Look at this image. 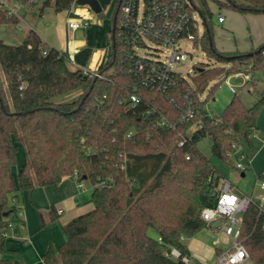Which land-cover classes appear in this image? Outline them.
Masks as SVG:
<instances>
[{
  "label": "trees",
  "instance_id": "trees-1",
  "mask_svg": "<svg viewBox=\"0 0 264 264\" xmlns=\"http://www.w3.org/2000/svg\"><path fill=\"white\" fill-rule=\"evenodd\" d=\"M119 1L113 13L112 55L102 77H85L35 30L17 45L0 38V264H21L10 258L14 251L3 235L17 211L14 200L34 187L59 185L76 172L79 181L91 183L94 207L63 224L66 240L59 250L49 246L44 264H187L183 257L191 253L182 238L208 226L201 213L216 204L221 179L198 142L210 137L213 154L235 168L238 150L252 145L264 92L251 107L235 93L218 117L210 116L207 104L228 75L245 71L254 78L264 71V42L249 51L218 50L210 2L220 9L264 13V0H191V11L204 26L196 44L218 64L198 63L193 85L187 79L180 83L179 90L191 87L196 106L195 117L186 123L179 121L178 101L144 86L126 64L115 28ZM75 3L43 0L41 8L62 12ZM17 22L18 15L0 6V24ZM76 91V99L58 100ZM133 93L140 97L135 107L130 106ZM162 117L176 128L159 124ZM20 143L27 158L16 176ZM262 171L258 175L264 179ZM39 216L45 225L41 211ZM50 218H59L53 207ZM263 224L264 211L259 203L251 204L243 214L241 237L253 264H264ZM173 248L180 257L171 255Z\"/></svg>",
  "mask_w": 264,
  "mask_h": 264
},
{
  "label": "built area",
  "instance_id": "built-area-1",
  "mask_svg": "<svg viewBox=\"0 0 264 264\" xmlns=\"http://www.w3.org/2000/svg\"><path fill=\"white\" fill-rule=\"evenodd\" d=\"M35 2L43 0H34ZM20 2L12 0H0V6L8 9L17 15ZM191 0H120L117 8L116 30L123 47L124 60L131 70L139 77L140 82L147 87L153 88L168 96L173 102L178 101L181 111L179 121L190 122L196 114V106L192 96V89L187 86L184 90H179L182 80L187 79L193 85L191 72L183 74L175 65L186 63L192 58V54L183 49L182 41H193L201 36L199 25L201 17L197 12H192ZM218 20L223 22L225 17L218 13ZM88 18L73 19L69 22V27L76 30L83 26H88ZM192 26L197 28V32L192 30ZM152 43L154 46L150 45ZM197 45V44H196ZM165 54V58L163 57ZM84 74L102 77L101 72H88ZM237 77L242 81V86L252 80L251 73L239 71L228 75L226 79ZM230 90L238 92L237 86L230 84ZM140 102L138 94L130 96V106L135 107ZM147 113H151L148 110ZM159 124L176 128V124L171 123L166 117H162ZM184 143V138L179 145ZM246 162H236V168L242 172L250 168V156L244 151L241 155ZM264 176V171H262ZM74 176L77 179L78 187L86 188L84 181L78 180V173ZM260 188L264 191V179L257 174ZM217 202L214 206L205 207L201 217L208 226L216 232L224 231L226 235L234 237V242L228 247H221V239L215 240L217 257L213 263L203 264H249L252 262L250 253L242 241L243 214L253 203H259L261 211H264V195L255 196L237 192L229 179L222 177L217 187ZM259 199L260 201H258ZM262 202V203H260ZM62 210H60L61 212ZM220 220L221 224L213 227L214 221ZM12 221L5 228L3 235L8 236L7 229L12 226ZM264 228V224H263ZM184 239V238H182ZM173 257H180V251L173 248ZM183 260L191 264L189 256H184Z\"/></svg>",
  "mask_w": 264,
  "mask_h": 264
},
{
  "label": "rangeland",
  "instance_id": "rangeland-1",
  "mask_svg": "<svg viewBox=\"0 0 264 264\" xmlns=\"http://www.w3.org/2000/svg\"><path fill=\"white\" fill-rule=\"evenodd\" d=\"M194 1L197 2V0ZM220 1L222 2V4H227L229 1L232 0H220ZM234 1L240 3L242 0H234ZM102 3L104 9L103 15L94 12L88 5L85 6L90 8L91 12L95 17L94 20L92 21L94 31H92L91 33L93 34L91 43L92 45H98L97 41L99 40L101 41V44L103 43L104 45H107L105 47L104 54L106 55V61L108 62L111 58V52H112V37L110 30L113 27V25L110 22V20H112L111 17L116 8L117 0H110V2L104 1ZM78 6H83V5L78 4ZM210 6L214 12L212 18L213 37H214V42L218 47V50L222 49L220 51L228 52L226 50H231V48H235L234 44L237 39L235 38L234 33L231 30H229L228 27H232L233 30L236 32V34L239 35V38L238 37L237 38L241 40L242 39L249 40L250 34L253 37L262 35L261 29L264 26V21H263L264 19L252 20L251 18L254 17H251L252 16L251 14L236 11L231 7H225V8L222 7L223 12L226 14V17H228V21L225 23H221L219 22L217 16L220 7L219 3L211 1ZM60 16H63L65 18L67 17L66 13H61ZM10 26L13 27L12 25H6V26L3 25L0 27V38H2L8 44L17 45L22 43L23 42L22 40L18 41L9 38V35H7V33L9 32L8 30ZM203 31H204V26L201 18L199 25L200 34H202ZM16 34L21 36L22 32L20 33L19 31L16 32ZM150 45L154 46L152 43H150ZM181 46L183 47V49L189 51L192 54V58L189 59L186 63H178L175 65V67L185 75L189 76L188 72H191L190 75H194L198 63H205L206 65L209 66L218 64V62L214 58L208 56V54L203 49L201 44L196 45L194 44L193 41L187 40V41H182ZM163 57L164 58L166 57L165 54H163ZM111 70H113V68H111L110 71ZM253 81H254L253 83H250L241 89L243 83L239 78L231 77L230 79L224 80L219 86L215 95L212 98H210L207 104V109L210 116L211 117L220 116L223 113L226 105L232 99L235 93L230 90V84L237 86L238 93L241 95L247 106L251 107L254 103H256L259 99L260 93L264 92V71L258 72L257 75L253 78ZM79 94L80 91L68 93L60 97L58 100L71 101L76 99L79 96ZM206 94L207 91L204 92V96H206ZM260 118H261V123L259 125L258 131H259V135H261V138L264 140V108L261 111ZM211 144H212V139L210 137H205L198 142V147L210 159L212 165L217 170V174L220 175L221 178L225 177L229 179V181L233 184L237 192H241L247 195L254 194L255 196L264 195V191L260 188L257 179V173L261 172L262 169L264 168V143L262 142V140L253 137L252 146L248 144H244L237 152L238 157L236 158L237 159L236 162L237 161H241L243 163L246 162V159L240 156L244 151L251 158H253V167L245 170V176H242L241 170H238L237 168L230 166L227 162H224L221 159H219L217 156H215L212 152ZM19 146L20 148L17 156V161L13 168L16 176L19 169L21 168V165L24 163V161L27 158V153L24 143H20ZM84 183L86 188L82 190L79 196V199L81 201L79 208L81 209V211L86 212L92 209L94 205L91 202L92 185L89 181H84ZM23 196L24 194L22 193L19 195L20 201L23 200ZM257 200L260 201L259 199ZM37 211L38 210L33 206V212H35L34 217L37 223L36 230L38 232L39 230L45 228L48 225V223L46 225L41 224ZM44 213L46 215V212ZM33 224L34 222L32 223V225ZM52 224L50 225L51 227H49L48 230L44 231L43 233L37 234V239L40 242L46 239L47 237H49V235H52V237L53 238L55 237L56 239H58L60 235L65 238V232L61 221H56L55 223ZM220 224L221 221L216 220L213 222V227H217ZM151 234L153 236L158 235L154 229H151ZM217 237H220L221 239L220 245L223 248L228 247L234 242L233 235L228 236L222 230H220V232H216L209 226L202 228L199 232H197L191 237L184 238L185 243L189 246V250L191 253L190 254L191 264H203L204 262L213 263L215 261L217 257L215 240ZM249 264H253V261Z\"/></svg>",
  "mask_w": 264,
  "mask_h": 264
},
{
  "label": "crops",
  "instance_id": "crops-1",
  "mask_svg": "<svg viewBox=\"0 0 264 264\" xmlns=\"http://www.w3.org/2000/svg\"><path fill=\"white\" fill-rule=\"evenodd\" d=\"M99 1L101 4H103L102 2L104 1L110 2V0ZM12 2H17V0H12ZM41 5L42 1L36 2L34 5H25L21 3L17 10L19 22L2 23L0 24V27L3 25H12L13 27H9L7 35H9V38L18 41H23L30 30H35L42 37L47 47H56L61 50L71 60L74 66L81 68L83 71L101 72L102 68L107 63L106 55L104 54L107 45H104L103 43L101 44V41L99 40L97 41L98 45H92L91 43L93 37V34L91 33L94 31L92 21L95 17L90 8L85 5L78 6V4L75 3L70 10L57 12L53 6L41 8ZM61 13H66L67 17L60 16ZM218 13L223 14L225 17V20L221 23L228 21V17H226V14L223 12V9H220V7ZM247 14H251V17H254L251 18L252 20L264 19V13ZM81 18H88L90 24L76 30L69 27V22L71 20ZM111 19L110 22L114 27L113 14ZM113 27L110 30L111 37L113 34ZM228 28L234 33L237 40L234 44L235 48L226 51H249L256 48L261 44L260 42L264 41V26L261 29L262 35L253 37L250 34L249 40L238 39L239 35L236 34L233 28ZM14 30L16 32H22L21 36L17 35ZM113 45L112 39V50ZM259 118L260 115L258 117V129L261 123V118ZM254 138L260 139L264 143L258 130L255 133ZM250 161V168H252L253 158L250 157ZM81 192L82 190L78 187L76 177L70 175L59 185L50 184L38 186L29 191L23 192L22 194H24V196L22 201H20V197L18 196L14 200L17 205V211L12 215L14 217V219H12L13 224L7 229L8 236L6 237V246L14 251V254L10 255V258L17 259L21 264H44V254L49 246L52 245L56 250H59L60 246L66 240V235L65 238L60 235L58 239L49 235V237L40 242L37 239V234L48 230L49 227H51L50 225L56 221H61L63 225L73 217L81 214L83 212L79 208V205L81 204L79 199ZM33 206L38 210V215L40 210L46 212L45 215V213L41 211L44 214V220L48 225L38 232L36 230L37 223L34 217L35 212H33ZM52 207L55 208L57 214H59V218L55 220L50 218ZM60 210L62 211L60 212ZM33 222L34 224L32 225Z\"/></svg>",
  "mask_w": 264,
  "mask_h": 264
},
{
  "label": "water",
  "instance_id": "water-1",
  "mask_svg": "<svg viewBox=\"0 0 264 264\" xmlns=\"http://www.w3.org/2000/svg\"><path fill=\"white\" fill-rule=\"evenodd\" d=\"M77 4H81V5H88L94 12L96 13H101L104 9L102 4L100 3L99 0H76ZM84 76L86 77L87 74H84ZM244 172H242V175L244 176ZM8 213L6 212V215Z\"/></svg>",
  "mask_w": 264,
  "mask_h": 264
}]
</instances>
